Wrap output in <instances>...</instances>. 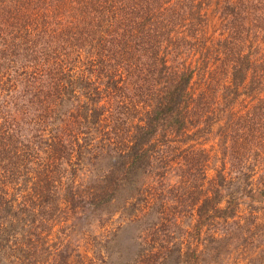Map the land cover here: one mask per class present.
Returning <instances> with one entry per match:
<instances>
[{
    "label": "trees",
    "instance_id": "16d2710c",
    "mask_svg": "<svg viewBox=\"0 0 264 264\" xmlns=\"http://www.w3.org/2000/svg\"><path fill=\"white\" fill-rule=\"evenodd\" d=\"M215 1L0 0V264L82 249L88 264H198L206 234L229 252L242 204L253 217L264 203L262 81H248L264 2L223 0L217 38ZM216 127L210 178L202 138ZM58 224L70 251L39 253Z\"/></svg>",
    "mask_w": 264,
    "mask_h": 264
},
{
    "label": "rangeland",
    "instance_id": "374dc122",
    "mask_svg": "<svg viewBox=\"0 0 264 264\" xmlns=\"http://www.w3.org/2000/svg\"><path fill=\"white\" fill-rule=\"evenodd\" d=\"M264 2V0H263ZM223 4V0L212 2L210 8H208V14H209V20H210V27L208 28V35H214L217 38H220V34L224 32V21L223 16L220 14L221 12V5ZM260 42H256V45L254 47V51L256 52V55L254 56L255 62L258 64L257 67L254 70V73L250 75L248 81L253 80L254 76H260V80L262 83L259 85L258 83H255V81H252L251 87L256 91V99H262L264 98V40L260 39L258 40ZM244 100V101H243ZM249 103V105H253L254 101H250V99L243 98L241 99V102ZM236 104V109H239L242 105V103ZM217 127L214 129V133L209 135L206 138H202V142H204L205 148H207L211 154V159L209 160L208 164V173L209 177H213L215 175L216 169H218L221 166L220 162V147H219V138L218 134H216ZM263 172H260L259 175H262ZM259 178L256 176L255 180ZM151 183L154 184V188L156 191H159L162 186L160 184V180H155L152 178V176H148L146 179L143 177L141 180V184L144 183ZM177 178H173L171 180V183H174V185H178ZM164 185V184H162ZM173 195L168 194L167 198H171ZM165 199V198H164ZM248 199L246 200V202ZM159 203V201L157 200ZM247 203L242 204L241 211H242V223L241 225H232L230 227V233H229V252H221L217 250L216 243L215 242H209V235L206 237H202L201 240L195 243L197 248L199 249V252L201 253V258L198 264H264V203L258 204V210L253 214V217L250 215V209L248 208ZM110 217H115L117 219V214L115 210H111L108 212ZM115 215V216H114ZM252 217V218H249ZM102 218L107 220V215L104 213ZM249 218V219H248ZM98 220V218H96ZM247 220H249L247 222ZM99 221V220H98ZM185 226L191 225V221L193 222L192 218L190 216L185 217ZM78 227L77 230H83L88 231V226H86L85 221L81 220L78 221ZM95 231L106 232V236L108 238H112L114 234L110 229H113V226H116V223H112V227L108 226L107 222L103 225V229L101 228V224H99V227L97 226ZM114 224V225H113ZM248 226L251 232H254L253 235L249 234ZM257 226H259L257 228ZM61 227H67L68 233H62ZM69 225L68 224H58L54 227L52 234L50 235L49 243H47L45 246L44 244L39 247L38 252L42 253L46 251V248L52 247L54 249H57L58 251L61 250L60 256L62 254H65L68 250L70 251L71 247L68 246L66 238L67 235L69 236ZM106 227H109V230L106 229ZM189 227V226H188ZM256 230H253L255 229ZM215 231H218L219 235H223L225 232V229L223 226L218 225L217 228H212L209 233L213 234ZM90 232V231H88ZM96 233V234H97ZM104 235V234H103ZM220 235V237H221ZM116 238V236L114 237ZM112 238V240H114ZM198 243V244H197ZM90 244V243H89ZM84 248V247H83ZM216 248V250H215ZM82 249V248H81ZM40 250V251H39ZM48 253H44L43 255H46ZM82 255V256H81ZM87 255L89 257L92 256L91 253H87L84 249L81 250L80 255H73L72 258H70L68 264H88ZM39 256V255H38ZM60 257L54 255L51 259H46L45 264H58ZM36 260V261H35ZM33 261V262H32ZM38 264L39 258L33 257L31 260L28 258L20 257L18 259H13V261L9 262V264ZM43 262V260H41ZM122 262L117 259V254L113 255V252L111 256L108 253L104 254V264H121Z\"/></svg>",
    "mask_w": 264,
    "mask_h": 264
}]
</instances>
